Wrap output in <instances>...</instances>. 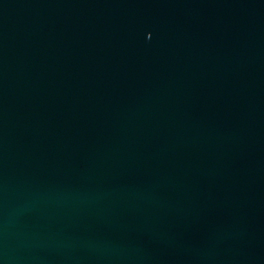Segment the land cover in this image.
Instances as JSON below:
<instances>
[{
  "label": "water",
  "instance_id": "water-1",
  "mask_svg": "<svg viewBox=\"0 0 264 264\" xmlns=\"http://www.w3.org/2000/svg\"><path fill=\"white\" fill-rule=\"evenodd\" d=\"M0 264H264V0H0Z\"/></svg>",
  "mask_w": 264,
  "mask_h": 264
}]
</instances>
